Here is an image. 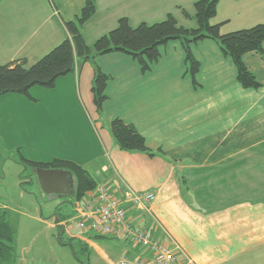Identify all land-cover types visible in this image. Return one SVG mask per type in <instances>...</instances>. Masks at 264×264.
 <instances>
[{
	"label": "crops",
	"instance_id": "obj_1",
	"mask_svg": "<svg viewBox=\"0 0 264 264\" xmlns=\"http://www.w3.org/2000/svg\"><path fill=\"white\" fill-rule=\"evenodd\" d=\"M197 1L95 0V14L82 36L93 45L122 18L136 28L170 15L178 26L196 29ZM85 2L1 1L0 64L25 60L32 65L47 55L67 38L66 22L81 14ZM211 22L220 24L223 34L262 24L264 0H219ZM192 52L200 63L198 86L180 41L163 46L147 73L120 52L94 62L79 60L75 72L52 89L35 86L31 97H0V104L25 103L35 122L40 113L44 117V131L17 136L12 127L6 134L12 148L28 145L48 153L47 159L31 161L61 159L86 169L97 187L122 202L133 225L170 248L179 247L173 264H264V44L262 52L243 57L259 88L239 82L233 60L215 41H201ZM96 65L111 77L102 113L93 93ZM116 118L134 125L154 156L122 150L110 130ZM0 136L7 139L3 132ZM67 176L75 186V178ZM130 190L151 192L155 200L146 209L137 207L127 197ZM84 200H76L74 215L61 223L74 222L81 230ZM81 232L72 237L107 261L120 257L116 264L123 258L154 264L152 251L127 237L102 236L115 240L105 251L96 236H88L92 231Z\"/></svg>",
	"mask_w": 264,
	"mask_h": 264
},
{
	"label": "trees",
	"instance_id": "obj_2",
	"mask_svg": "<svg viewBox=\"0 0 264 264\" xmlns=\"http://www.w3.org/2000/svg\"><path fill=\"white\" fill-rule=\"evenodd\" d=\"M3 0H0V2ZM219 0H198L195 4L196 29L178 26L172 16L153 25L141 24L134 28L128 19L122 18L116 29L99 38L93 45H88L83 36V26L96 11L95 0H86L81 14L75 20L67 21V38L32 65L27 61L0 64V97L18 94L31 97L30 91L35 86L52 89L59 78L75 72L78 61H95L96 58L115 52L124 53L139 63L144 73L161 58V48L171 41H180L186 53L187 71L192 76L193 84L198 86L197 74L200 63L195 59L193 45L204 41H215L226 57H230L236 68L237 78L245 88H259L261 84L243 61L244 55L262 52L264 44V23L251 28L223 34L221 25L211 20L218 12ZM111 77L96 65L93 83L95 104L100 113L108 99L106 94ZM111 133L117 145L124 151L142 152L154 156L148 148L146 139L134 125L116 118L110 124ZM24 159V165L32 168L59 169L75 178L76 200L82 201L87 194L94 192L97 183L91 174L78 164L61 159L49 163ZM64 219L59 217L58 224ZM61 236L59 240H61ZM96 239L103 238L96 236ZM16 231L8 220V211L0 209V263L11 262L15 255Z\"/></svg>",
	"mask_w": 264,
	"mask_h": 264
},
{
	"label": "rangeland",
	"instance_id": "obj_3",
	"mask_svg": "<svg viewBox=\"0 0 264 264\" xmlns=\"http://www.w3.org/2000/svg\"><path fill=\"white\" fill-rule=\"evenodd\" d=\"M43 120L40 113L37 121H33L25 103L0 104V133L6 136L12 127L17 136L20 133L26 136L32 129L44 131ZM10 142V137L0 136V209L8 211V220L16 231L15 255L11 262L0 264H116L120 257L107 261L72 237L82 234L74 222H67L65 229L58 225L57 218L68 220L74 215L76 197L49 198L42 191L36 173L23 163V158L47 159L48 153L28 145L12 148ZM88 236L100 235L92 231ZM96 240L105 251L115 242L109 238Z\"/></svg>",
	"mask_w": 264,
	"mask_h": 264
},
{
	"label": "built area",
	"instance_id": "obj_4",
	"mask_svg": "<svg viewBox=\"0 0 264 264\" xmlns=\"http://www.w3.org/2000/svg\"><path fill=\"white\" fill-rule=\"evenodd\" d=\"M129 201L140 208L146 209L147 204L155 200L151 192L129 191ZM80 228L83 231H95L100 236L127 237L136 245L148 248L153 253L154 264H173L176 260V250L179 247L170 248L161 241L155 239L140 226L133 225L122 202L104 186H98L91 196L84 200L79 207ZM63 229L68 223H60ZM118 264H146L142 260H129L123 258Z\"/></svg>",
	"mask_w": 264,
	"mask_h": 264
},
{
	"label": "water",
	"instance_id": "obj_5",
	"mask_svg": "<svg viewBox=\"0 0 264 264\" xmlns=\"http://www.w3.org/2000/svg\"><path fill=\"white\" fill-rule=\"evenodd\" d=\"M33 171L38 177L42 191L49 198H66L69 195L76 194L74 183H69L66 171L46 168H36ZM63 188L66 190H62ZM56 221L58 222L59 218Z\"/></svg>",
	"mask_w": 264,
	"mask_h": 264
},
{
	"label": "flooded vegetation",
	"instance_id": "obj_6",
	"mask_svg": "<svg viewBox=\"0 0 264 264\" xmlns=\"http://www.w3.org/2000/svg\"><path fill=\"white\" fill-rule=\"evenodd\" d=\"M62 190H66V189L63 188Z\"/></svg>",
	"mask_w": 264,
	"mask_h": 264
}]
</instances>
